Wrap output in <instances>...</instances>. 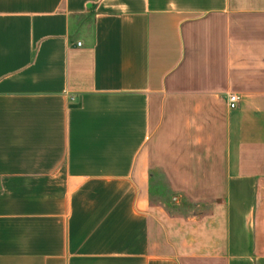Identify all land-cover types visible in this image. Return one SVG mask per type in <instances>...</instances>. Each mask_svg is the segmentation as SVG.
<instances>
[{"label": "crops", "instance_id": "1", "mask_svg": "<svg viewBox=\"0 0 264 264\" xmlns=\"http://www.w3.org/2000/svg\"><path fill=\"white\" fill-rule=\"evenodd\" d=\"M0 264H264V0H0Z\"/></svg>", "mask_w": 264, "mask_h": 264}, {"label": "rangeland", "instance_id": "2", "mask_svg": "<svg viewBox=\"0 0 264 264\" xmlns=\"http://www.w3.org/2000/svg\"><path fill=\"white\" fill-rule=\"evenodd\" d=\"M160 180V184H161V186H160V188H161V191H162V197H164L163 199H166V200H169V198L172 196V193H171V191H170V189H169V187L167 186V184H166V182L163 180V179H159ZM188 210L186 209H177V208H173V209H175L176 211L177 210H180V211H187V212H198L200 209H198V208H196V207H194V206H191V205H188Z\"/></svg>", "mask_w": 264, "mask_h": 264}, {"label": "built area", "instance_id": "3", "mask_svg": "<svg viewBox=\"0 0 264 264\" xmlns=\"http://www.w3.org/2000/svg\"><path fill=\"white\" fill-rule=\"evenodd\" d=\"M78 44H81V42H79ZM238 102H239V96L235 93H230L229 94V106L231 108H236Z\"/></svg>", "mask_w": 264, "mask_h": 264}]
</instances>
